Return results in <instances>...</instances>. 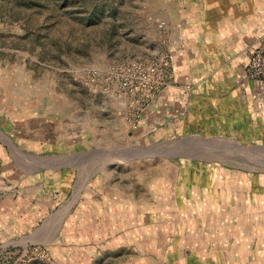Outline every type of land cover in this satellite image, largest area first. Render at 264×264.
Listing matches in <instances>:
<instances>
[{"label": "rangeland", "instance_id": "1", "mask_svg": "<svg viewBox=\"0 0 264 264\" xmlns=\"http://www.w3.org/2000/svg\"><path fill=\"white\" fill-rule=\"evenodd\" d=\"M187 3L0 0V264H264V86L160 138L116 88L133 63L170 70Z\"/></svg>", "mask_w": 264, "mask_h": 264}, {"label": "crops", "instance_id": "2", "mask_svg": "<svg viewBox=\"0 0 264 264\" xmlns=\"http://www.w3.org/2000/svg\"><path fill=\"white\" fill-rule=\"evenodd\" d=\"M251 2L253 0L243 4L240 0H199V3H192L193 6L184 4L183 18L175 20L173 30H170L167 48L171 62L169 84L152 98V118L145 110L138 121L139 126L147 117L151 118L155 125L153 131L160 138V135H166L160 134L162 131H185L196 123L198 126L214 124L219 114L252 112L250 104L244 106L240 89H246L248 96L249 91L264 86V81H252L245 76L248 58L264 34V26L259 25L264 24V12L257 17L256 5ZM187 22L198 26L193 29ZM257 24L262 33L255 30ZM253 38H256L257 43L252 40L254 43L245 44V41ZM235 39H238V44L230 48L229 42ZM224 49L227 50L225 53ZM234 49L235 53H230ZM241 50L243 55H247L241 68L238 62L222 59L223 55L241 56ZM202 54L203 57L198 58ZM208 58L211 60L209 64ZM239 78L241 81L243 79L242 86L238 85ZM205 120L204 124H200ZM77 123L78 120L75 121ZM60 125V122L54 124V128ZM82 129L79 126L76 128L77 131ZM114 148L113 152L122 153L118 145H114ZM126 153L123 150V154Z\"/></svg>", "mask_w": 264, "mask_h": 264}, {"label": "built area", "instance_id": "3", "mask_svg": "<svg viewBox=\"0 0 264 264\" xmlns=\"http://www.w3.org/2000/svg\"><path fill=\"white\" fill-rule=\"evenodd\" d=\"M245 76L252 81H264V40L251 52L246 63ZM169 77V65L162 57L155 63H133L122 67L115 73L114 78L117 91L136 99L137 107V104L141 106L150 102L162 87L168 85ZM138 117L139 114H136L135 118Z\"/></svg>", "mask_w": 264, "mask_h": 264}]
</instances>
